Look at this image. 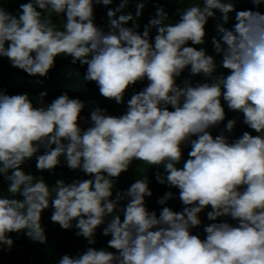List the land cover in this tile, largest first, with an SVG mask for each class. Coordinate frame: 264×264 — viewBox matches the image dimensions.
Returning a JSON list of instances; mask_svg holds the SVG:
<instances>
[{
    "label": "clouds",
    "instance_id": "obj_1",
    "mask_svg": "<svg viewBox=\"0 0 264 264\" xmlns=\"http://www.w3.org/2000/svg\"><path fill=\"white\" fill-rule=\"evenodd\" d=\"M128 2L107 10L105 30L95 22V6L113 0H0V58L12 67L46 77L56 57H71L87 66L85 80L117 104L130 87L147 82L122 115L97 107L90 120L81 115L85 103L67 93L45 104L41 92L34 104L26 92L0 88V253L11 251L10 233L45 245L42 218L51 209L53 223L75 228L89 245L103 225L115 250L89 246L56 264H264V0H247L252 7L244 10L228 0H187L183 8L186 0H154L143 30L136 20L144 2L136 3L135 19L116 15ZM217 13L234 21L218 25L219 62L196 47L205 44V26ZM185 70L203 82L178 83ZM222 101L251 131L226 136L236 126L229 119L212 134L226 118ZM33 158L41 175L25 171ZM61 158L83 178L50 183L43 173L53 175ZM134 161L141 162L137 176L144 165L163 167L155 180L178 189L182 211L148 210V176L116 188ZM172 198L169 191L158 203ZM209 207L211 223L194 234Z\"/></svg>",
    "mask_w": 264,
    "mask_h": 264
},
{
    "label": "trees",
    "instance_id": "obj_2",
    "mask_svg": "<svg viewBox=\"0 0 264 264\" xmlns=\"http://www.w3.org/2000/svg\"><path fill=\"white\" fill-rule=\"evenodd\" d=\"M144 2L146 7L142 12V16L136 20L137 23L141 25V30L143 26L148 23V20L154 16L155 9L153 7L154 0H129L126 7L122 12L116 13L117 16L121 14L131 13L135 19L136 3ZM164 2V0H161ZM202 2V0H198ZM228 2H233L235 7L241 10L251 8L252 5L247 2V0H228ZM121 0H113V3L108 6L96 5L95 6V22L98 26L104 27L107 30V25L109 24V18L107 17V10L109 8H115L119 6ZM186 3L180 7H186ZM13 9L15 5L12 6ZM168 10L172 13L176 12V5L169 3ZM264 10V9H262ZM179 19L176 15L172 22ZM234 23L233 20H229L227 23L222 19V14L217 13L215 19L209 18L205 30V44L198 45L197 48L204 47L207 54L213 55L217 62H219L220 57L215 55L213 39H218L221 33L218 31V25H223L225 27H230ZM61 26L62 25H58ZM128 27L133 26V21L128 22ZM153 36L155 34V29H152ZM87 66L81 65L79 62L72 63L71 57L58 56L55 59V64L46 77H32L27 73L14 68L11 66L7 58H0V88L6 90L8 94H21L28 93L30 98L33 99L35 104V98L39 96L41 92H46L47 95L44 97L45 104L51 103V101L57 98L59 95L67 93L70 98H79L85 103V108L81 115L87 117L90 120L91 112L99 107L105 109L109 115H122L126 111L127 100L131 98L132 94L137 93L146 86V81L142 83H137V85L130 87L124 97L123 104H117L114 100H108L103 98L95 82H88L85 80ZM226 71V70H221ZM184 78H189L193 83L198 81L203 82L202 76L190 77L187 70L183 73L180 80ZM39 80V83L36 81ZM95 103H92V102ZM225 108L226 118L220 124L218 128H213L212 134L218 135L222 130L225 129L227 121L229 119L236 120V126L232 132L225 131L224 134L232 139L238 138L244 131H251L243 124V116L240 113L233 112L227 108L226 103L222 101ZM83 123V122H82ZM87 125H85L86 127ZM252 134L255 135L253 132ZM185 158H187V150H185ZM61 167L55 170L53 175H49L48 172H44L43 175L50 183H54L55 179L63 178L66 181H71V179L80 177L83 178V173L72 172L69 170L61 158ZM141 162L134 161L133 165L128 172L122 173L119 180L116 182V188L120 190H126L130 187L131 183L137 178L147 177L149 179V188L153 195L151 197H146V207L149 211H155L159 215L160 210L163 207H170L173 211H182L183 205L179 200V191L176 188H169L167 183L160 184L155 180V173L160 171L163 174V167L159 169L155 167H150L144 165L141 169L140 176H137L135 171L137 165ZM179 166H182L179 165ZM150 167V168H149ZM25 171L32 172L35 175H41L37 172L35 168V158L25 166ZM171 191L173 193V198L168 200L164 205L158 203V199L163 197L167 192ZM7 194V185H4V193ZM123 203V202H122ZM210 207L205 209L204 212L200 214L202 220L201 228L194 229V234L197 232H202L203 225L211 223L206 218L207 211H210ZM51 209L45 210L42 218V226L45 228L46 235L48 237V242L45 245H40L38 243L32 242L23 233H10L9 236L13 239L14 244L10 252L0 253V264H56V261L60 256L68 254L71 256H76L79 253L84 252L89 246L96 247L97 249H106L108 251H115L114 249L108 248V240L111 239L110 236H103L101 230L103 225L97 229L96 243L95 245H89L88 241L83 237H77L75 235L76 229L72 228L69 230H63L58 224L51 221Z\"/></svg>",
    "mask_w": 264,
    "mask_h": 264
}]
</instances>
